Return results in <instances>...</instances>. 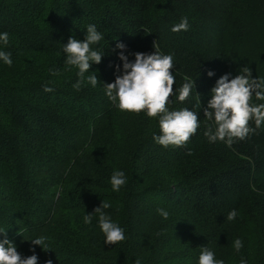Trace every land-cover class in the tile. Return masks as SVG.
<instances>
[{
    "label": "trees",
    "instance_id": "obj_1",
    "mask_svg": "<svg viewBox=\"0 0 264 264\" xmlns=\"http://www.w3.org/2000/svg\"><path fill=\"white\" fill-rule=\"evenodd\" d=\"M242 2L0 0V33L10 34L0 50L13 61L0 59V240L6 235L24 256L34 249L38 264H199L205 247L224 264H264V126L231 146L204 134L217 127L204 112L217 80L239 74L237 52L251 28L264 32V13L247 18ZM182 17L188 30L173 32ZM89 25L102 33L94 48L104 54L85 78L96 74L99 82L85 79L77 90L79 70L66 64L64 46L84 40ZM154 44L173 56L169 110L187 107L200 118L183 146L158 144L159 117L120 111L106 95L122 74L119 53L134 60L155 52ZM186 79L194 87L181 102ZM253 103L264 101L253 96ZM117 170L127 182L114 191ZM103 200L125 229L117 244L105 243L99 226ZM232 210L238 214L229 221ZM39 237L48 250L32 244Z\"/></svg>",
    "mask_w": 264,
    "mask_h": 264
},
{
    "label": "clouds",
    "instance_id": "obj_2",
    "mask_svg": "<svg viewBox=\"0 0 264 264\" xmlns=\"http://www.w3.org/2000/svg\"><path fill=\"white\" fill-rule=\"evenodd\" d=\"M189 23L186 17L181 18V22L176 24L171 30L173 32L187 31ZM103 35L97 30L95 25L87 27V34L84 40L75 37L69 39L64 46L67 53L66 64L78 68L80 79L73 87L80 89L85 79L95 87L99 79L96 74L85 78V73L91 69L93 63L99 64L104 52L94 48L101 40ZM10 34L0 33V43L4 46L9 44ZM117 47L124 49L126 46L121 42ZM152 53L136 52L135 59L129 60L128 55L123 51L119 53L123 61L122 74H118L112 83L106 84V95L110 101L118 107L120 111L139 114L146 112L149 117H159L161 135H154L153 139L160 145L167 148L169 145L183 146L197 133L200 127L198 112L189 110L185 107L180 110H169L171 98L176 94L174 89L175 77L172 69L174 68L173 56L160 53L158 47ZM0 59L5 64L11 66L13 61L11 54L0 50ZM117 72H121L120 65L116 66ZM214 73L209 71L208 75ZM231 73L221 76L212 89V98L208 101V106L204 110L205 117L215 120L217 127L215 131L211 128L205 131V136L210 142L217 140L226 141L231 146L234 140H244L251 133H255L264 126V103L254 104L253 96L256 100L264 101V79L254 78L252 70L244 67L240 74L229 78ZM194 87V82L185 80L179 89L178 99L186 101ZM44 91H53L52 87L45 86ZM254 123V127L252 124ZM127 182L123 171L117 170L111 176V185L114 191H119ZM111 204L103 200L100 207L95 209L99 213V226L105 234V243L117 244L126 239L125 229L119 224L114 223L111 217L103 209H108ZM159 214L167 220L169 213L160 208ZM237 211L232 210L227 215V220H234ZM84 222L92 223V215H85ZM5 232V230H0ZM33 245H41L44 250H48L45 238L39 237L32 240ZM243 247L241 239L234 241V248L237 252ZM38 255L33 254L24 256L17 250V245L9 240L6 235L0 240V264H38ZM45 264H53L52 260H47ZM135 264H140L137 259ZM199 264H224L223 260H217L215 253L208 248H204L199 256ZM240 264H247L241 259Z\"/></svg>",
    "mask_w": 264,
    "mask_h": 264
},
{
    "label": "rangeland",
    "instance_id": "obj_3",
    "mask_svg": "<svg viewBox=\"0 0 264 264\" xmlns=\"http://www.w3.org/2000/svg\"><path fill=\"white\" fill-rule=\"evenodd\" d=\"M231 1L227 0V2ZM240 9L242 15L247 18L258 17L264 13V0H243ZM251 29L247 36L242 39L237 52L239 74L244 67H249L254 78L264 79V32L257 28Z\"/></svg>",
    "mask_w": 264,
    "mask_h": 264
}]
</instances>
